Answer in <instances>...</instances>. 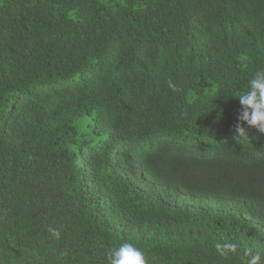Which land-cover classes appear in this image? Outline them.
<instances>
[{
    "label": "trees",
    "instance_id": "1",
    "mask_svg": "<svg viewBox=\"0 0 264 264\" xmlns=\"http://www.w3.org/2000/svg\"><path fill=\"white\" fill-rule=\"evenodd\" d=\"M262 68L264 0H0V264H264Z\"/></svg>",
    "mask_w": 264,
    "mask_h": 264
},
{
    "label": "clouds",
    "instance_id": "2",
    "mask_svg": "<svg viewBox=\"0 0 264 264\" xmlns=\"http://www.w3.org/2000/svg\"><path fill=\"white\" fill-rule=\"evenodd\" d=\"M169 87L175 90V85L171 82ZM236 98L241 107L237 115L235 132L244 136L245 125L264 132V68L257 70L249 78L245 89ZM216 247L221 251V255H226L219 244ZM223 247L229 251L236 250L234 244H226ZM245 255L250 254L246 252ZM260 259L258 254L251 256L248 264H259ZM107 262L108 264H146V259L144 252L134 243L123 242L108 252Z\"/></svg>",
    "mask_w": 264,
    "mask_h": 264
}]
</instances>
